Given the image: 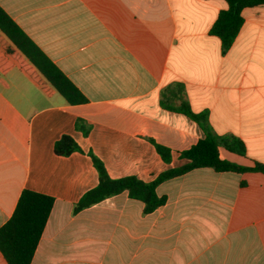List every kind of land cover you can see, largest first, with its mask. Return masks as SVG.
Wrapping results in <instances>:
<instances>
[{
  "label": "crops",
  "instance_id": "obj_1",
  "mask_svg": "<svg viewBox=\"0 0 264 264\" xmlns=\"http://www.w3.org/2000/svg\"><path fill=\"white\" fill-rule=\"evenodd\" d=\"M0 5L88 98L70 104L0 29V226L24 188L55 198L30 264H264L262 171L201 166L158 184L167 201L152 212L127 190L74 212L99 181L89 150L111 177L145 181L187 161L181 151L204 130L168 107L181 96L215 133L243 140L245 155L221 146V157L264 163V3L242 9L225 52L211 28L226 0ZM178 84L180 97L168 93ZM63 133L84 152L56 154ZM150 138L171 148L170 162Z\"/></svg>",
  "mask_w": 264,
  "mask_h": 264
},
{
  "label": "trees",
  "instance_id": "obj_2",
  "mask_svg": "<svg viewBox=\"0 0 264 264\" xmlns=\"http://www.w3.org/2000/svg\"><path fill=\"white\" fill-rule=\"evenodd\" d=\"M228 7L221 10L214 22L211 32L220 37L223 51H227L233 43L244 21L242 9L264 3V0H226ZM0 29L8 36L15 46L38 68L45 78L60 92L70 104L88 101L86 95L76 84L46 55V53L30 38V36L14 21L0 5ZM183 92L182 84L168 93L177 97ZM164 93V97L168 95ZM165 103V98L162 100ZM196 120L204 130V135L190 147L181 151L180 155L187 161L178 166H171L160 172L154 179L145 181L136 175L111 177L104 161L92 150L87 151L98 171L97 185L86 190L74 206V212L97 203L106 197L128 191L131 198L144 203L143 212L149 213L167 201V195L158 194L156 188L162 181L184 174L194 168L211 166L217 171H262L264 163L254 161L253 165H243L220 156L219 148L242 155L246 147L242 139L215 133L209 123L208 112H195L189 102L182 98L178 105H168ZM75 127L88 134L91 125L82 117H78ZM156 150L166 162L172 160L169 146L150 138ZM58 155H69L74 151L84 152L81 145L69 133H63L54 144ZM54 196L24 188L18 198L12 215L0 226V251L8 264H30L38 242L45 228L50 211L54 204Z\"/></svg>",
  "mask_w": 264,
  "mask_h": 264
}]
</instances>
